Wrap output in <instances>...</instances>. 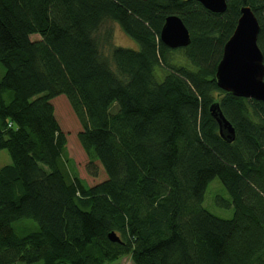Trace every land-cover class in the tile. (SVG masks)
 Returning <instances> with one entry per match:
<instances>
[{"label": "trees", "instance_id": "1", "mask_svg": "<svg viewBox=\"0 0 264 264\" xmlns=\"http://www.w3.org/2000/svg\"><path fill=\"white\" fill-rule=\"evenodd\" d=\"M226 6L216 14L193 0H0V150L11 159L0 168V264H105L125 253L133 264H264V103L215 81L242 7L258 21L264 64V0ZM172 15L189 32L185 48L160 41ZM106 21L139 49L109 43L101 54L94 34ZM60 95L80 146L107 175L92 187L65 162L51 103ZM214 102L232 143L218 135ZM214 179L229 219L203 207ZM25 219L38 230L17 236L12 224Z\"/></svg>", "mask_w": 264, "mask_h": 264}, {"label": "water", "instance_id": "2", "mask_svg": "<svg viewBox=\"0 0 264 264\" xmlns=\"http://www.w3.org/2000/svg\"><path fill=\"white\" fill-rule=\"evenodd\" d=\"M206 10L221 14L226 10V0H193ZM260 27L249 7L240 8V17L235 29L223 46L222 56L216 66L215 81L219 89L235 97L264 103V64L257 44ZM160 41L169 49L185 48L190 43L189 32L179 17L168 16L160 30ZM210 115L218 127V135L226 143L235 139V130L224 117L218 102L211 104ZM107 238L112 243H121L115 232Z\"/></svg>", "mask_w": 264, "mask_h": 264}, {"label": "rangeland", "instance_id": "3", "mask_svg": "<svg viewBox=\"0 0 264 264\" xmlns=\"http://www.w3.org/2000/svg\"><path fill=\"white\" fill-rule=\"evenodd\" d=\"M108 31L110 32L111 37L109 40L105 41V38L107 39L109 34ZM94 38L98 40L99 45L101 46V54L104 56H106L107 51L111 49L109 43H111L112 46H118L126 49H139L137 42L126 35L118 24L111 21H106L102 28L94 34ZM30 39L35 41L39 39V36L32 35L30 36ZM172 57L176 64L186 63V60L183 58V54L181 52L173 53ZM1 74H3V67L0 65V79ZM6 99H9L8 94L6 95ZM51 103L53 105L56 121L62 132L66 135L67 144L65 162L69 167V170H71L73 175L80 178L88 187H92L106 180L107 175L100 163L96 161V159L90 160L78 142L77 133L81 128L67 98L60 95L52 99ZM10 163L11 159L7 151L0 150V168L9 165ZM94 173L96 176H92ZM216 198L225 200L228 199L226 190L218 179H214L208 185L204 194L203 207L216 217L223 219L231 218L233 215V209L218 206ZM12 228L17 236H24L37 231L38 225L32 220L25 219L14 222L12 224ZM105 264H133V262L131 260V254L125 253L121 254L116 261Z\"/></svg>", "mask_w": 264, "mask_h": 264}]
</instances>
